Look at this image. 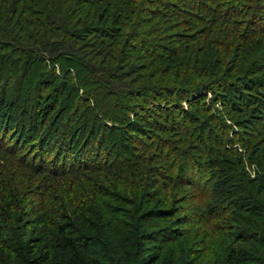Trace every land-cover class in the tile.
<instances>
[{
  "label": "trees",
  "instance_id": "16d2710c",
  "mask_svg": "<svg viewBox=\"0 0 264 264\" xmlns=\"http://www.w3.org/2000/svg\"><path fill=\"white\" fill-rule=\"evenodd\" d=\"M3 101L0 264H264V0H0Z\"/></svg>",
  "mask_w": 264,
  "mask_h": 264
},
{
  "label": "rangeland",
  "instance_id": "374dc122",
  "mask_svg": "<svg viewBox=\"0 0 264 264\" xmlns=\"http://www.w3.org/2000/svg\"><path fill=\"white\" fill-rule=\"evenodd\" d=\"M18 112L20 113V110L13 108V110L11 111L9 108H7V105L4 101L0 102V135L1 137H3V139L1 140V144L9 146L13 145L16 147V149L18 148L16 152L19 155L23 154L27 158H34L36 161L38 159V150L36 149L34 143L29 142L30 132L35 133L34 129H32V126L35 124L29 123L28 127L27 124H25L24 129L26 130V132L23 131V134L20 135V133H18V127L20 128L21 121H19L17 117L19 115ZM82 135L85 136L83 139H86V137H88V133L87 135L85 133H83ZM90 137H93V135H91ZM47 143L49 144V142L46 140V142L42 146V151H45ZM85 148L89 149V146H85ZM70 152H72V150ZM44 153L45 152H42L41 154L44 155Z\"/></svg>",
  "mask_w": 264,
  "mask_h": 264
}]
</instances>
